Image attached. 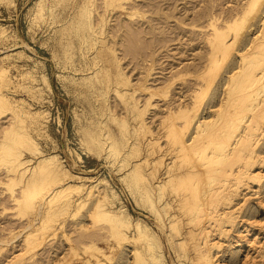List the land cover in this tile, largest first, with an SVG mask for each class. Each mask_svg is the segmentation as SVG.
<instances>
[{
	"label": "rangeland",
	"instance_id": "1",
	"mask_svg": "<svg viewBox=\"0 0 264 264\" xmlns=\"http://www.w3.org/2000/svg\"><path fill=\"white\" fill-rule=\"evenodd\" d=\"M246 3L247 0H0V36L5 35L0 37V70L7 76L2 74L7 80L0 83V94L8 101L0 114V127L10 123V115L18 112V128L33 136L44 154L56 156L64 169L81 178L68 181L78 189L69 191L65 198L59 196L63 200L56 198L46 204L48 213L43 217L46 210L37 209L46 203L47 195L41 193L58 187L63 176L46 181L26 196L30 189L23 180L28 173L21 178L9 172L10 164L2 159L5 154L0 151V264H94L97 262L93 256H102L101 253L107 255L102 256L103 264H133L131 253L140 248V241L136 242V237L126 241L115 237L109 230L113 225L100 212L101 203L106 205L102 210L109 205V210L124 207L126 218L130 215L133 222L142 219L140 222L157 236L166 263H182L168 217L156 220L138 203L139 193L133 192L137 174L134 167L147 156L152 157L142 161L151 164L153 147L168 154L179 152V145L171 144L173 132L169 131L170 123H175L176 129L182 128L184 119L178 112L189 111L191 129L198 122L216 119L214 112L223 104L228 87L227 82L222 84L231 60L226 59L223 65L213 63L196 73L206 65L210 50L209 16L230 8L240 9L238 5ZM88 10H92L97 30L103 24L99 35L88 33L83 26ZM99 15L103 18L101 24ZM247 28L249 38L254 37L256 30L250 29V24ZM197 75L204 78L198 80ZM117 89L127 96L122 99ZM130 109L135 112L136 122ZM168 109L177 115L165 123L170 118ZM139 112H143L144 121ZM143 129L148 132L147 139ZM100 140L105 143L102 151L98 147L102 146ZM112 141L110 146L119 147L118 159L110 158L109 149L106 152ZM170 146L172 151L168 150ZM259 152L264 155V148ZM122 160L125 162L120 165ZM147 166L141 172L146 169L148 173H143L149 178L152 166ZM46 184H50L47 190ZM262 199L264 192L247 207L251 222L257 221L259 226H264L263 216L254 208ZM62 208L67 209L65 213L60 211ZM96 232L98 237L88 247L92 250L84 252L87 247L81 240L88 242L86 237L94 238ZM237 232L236 228L233 234ZM133 234L130 230L127 236L134 237ZM27 237L32 244L26 243ZM236 252L232 259L225 255L227 259L223 260L242 262L240 251Z\"/></svg>",
	"mask_w": 264,
	"mask_h": 264
},
{
	"label": "bare ground",
	"instance_id": "2",
	"mask_svg": "<svg viewBox=\"0 0 264 264\" xmlns=\"http://www.w3.org/2000/svg\"><path fill=\"white\" fill-rule=\"evenodd\" d=\"M40 3L38 4L40 5ZM259 4H261V7L256 9ZM243 5L242 7L238 5L240 9L230 8V10H222L219 14L209 16L208 27L211 29V33H208L209 35L207 34L208 37L207 35L206 37L210 50L207 54L206 65L196 73L201 70L203 72L213 63H221L223 65L226 59L229 58L231 60L226 68V76H224L222 84L223 86L227 82L228 87L225 90L223 104L214 112L213 119H216L211 122H198L191 129L192 116L189 111L185 110L177 113L181 115L184 121L182 128L176 129V124L170 122L172 121L171 118L177 114L172 115L173 109H168L170 118H167L165 123L168 121L170 123L171 129L169 131L173 132L171 140L174 141L171 144H178L179 152L168 154L167 151L162 152L160 149L153 147L150 150L153 155L152 161H149L151 164H147V157L149 156L146 157L144 155L147 159L143 158L147 162L142 161L144 160L142 159L138 161L137 166V163H135L134 167V170L137 168L138 171L136 170V177L135 175L133 176L135 177L134 186L136 187L133 192L139 193L140 200H138V203L142 204L141 207L144 206L146 210H150L157 217H155L156 220L164 215L168 217L167 220L169 221L171 232L175 233L177 241L175 245L178 247L176 248L182 260L181 264H264V226L261 225H264V223L259 226L257 221L254 220L256 223L251 222V217L247 213L248 202L253 200V198L260 199L264 192V185L261 184L264 179V155L259 152L261 148H264V0H247V3ZM86 14L83 26L87 28L88 33L94 32L99 35L98 31L102 32L103 24L101 23L103 18L101 15L98 16L101 26L98 28L100 30H97L94 17H92V10H88ZM245 23H247V26H245ZM249 24L250 29L256 30L254 37L251 38H249V33H247ZM2 34H4L3 30ZM0 37L4 38L5 35ZM90 37H92L91 34ZM233 52L237 53L234 55ZM215 56L218 61L215 60ZM2 74L4 75V72L0 70V83L2 81L4 83L7 80L4 77L6 75L3 76ZM203 78V76L201 78L197 77L198 80ZM127 80L126 78L125 81ZM122 93H125V95L123 94L122 96ZM122 93L121 98L124 99L127 93ZM0 95V114H2L8 105V101L6 97L2 96V94ZM118 95L120 96V94ZM129 99L132 100V98ZM128 101L130 103V100ZM135 106H138V104H134ZM128 107L130 108V106ZM137 108L135 109L137 110ZM135 109L133 110L135 111ZM130 110L132 113V109ZM140 114V120H143V112ZM10 116L11 122L0 127L2 138L0 151L5 154L2 159H5V162L10 164V166L7 165L10 168H8L9 172L21 178L28 173L26 175L27 178L23 180V183L27 182L26 185L29 184L30 186L27 187L30 191L26 196L33 194L36 187L43 185L46 181L63 176V179L59 178L61 183L58 187L50 192L41 193L42 195H47L46 199H44L46 203L43 204L45 206L41 205L36 209L39 212L41 208L45 211L44 207L47 206L46 204H51V201L56 198H65L66 196H63L68 195L69 191L78 189L76 185H72L68 181L81 180V178L79 175L71 174L67 168L64 169L61 161L56 156L44 154L34 138H32L33 136L27 135L21 127V129L18 128V112H13ZM142 124L145 126L144 122ZM142 124L139 126H142ZM138 129L142 130L139 127ZM145 129L142 131L144 134H141L146 138L148 132L146 131V133ZM132 132L134 133V131ZM138 134L137 136L139 137ZM187 134H189V138L186 137ZM141 136L138 140L141 139ZM96 138L100 139V136L96 135ZM108 139H106V142H109ZM101 141L103 140L98 141V143L101 144ZM149 142L150 140L147 143ZM103 143L101 144L102 146L97 145L101 151L104 146ZM112 143L113 141L110 144L108 143V148L106 149V152L109 151L108 154L112 155V157L109 156L110 158L116 157L120 153V151H117L119 147L110 146ZM171 147H169V151L174 149H170ZM24 150L28 153H23ZM122 161L120 165L125 162L124 160ZM144 162L148 166H152L149 178L146 176L147 174L143 173L146 169L141 172V169L147 166H143ZM134 170L131 171L133 172ZM145 173H148V171ZM129 176L131 175L129 174ZM66 178L67 182H65ZM49 185H45L46 190ZM82 185L84 183L82 184L81 182L79 187L82 188ZM89 188L91 189V187ZM87 192L84 196L88 195ZM59 196H62V198H59ZM84 196L81 197L85 198ZM262 200L255 204L254 210L262 214V220L264 221V199ZM104 202L106 204L108 200ZM66 203L68 204L69 201L66 200ZM60 204L64 206L62 202ZM139 204H137L138 207ZM70 205L71 203L69 207ZM67 206L64 207L67 208ZM105 206L104 203L103 205L101 203L98 207H100L102 214L104 212L105 216L104 214L103 216L107 218V223L113 225L109 230L111 232L114 231L115 237H121V240L124 239L125 241L136 237L135 239H138L136 242L140 241V246H138L140 248L136 247L135 250L133 249L134 253H131L134 258L133 264H168L164 259L165 257H163L157 236L149 230L146 223L145 226L140 222L142 219L138 222H133L132 219H129V215L127 216V221L125 220L127 219L125 217L127 212L124 207H116L118 210H109V205L108 209L102 210ZM63 208L60 211L66 212L67 209L64 210ZM60 211L58 209L56 212L59 213ZM47 213L48 210H46V216L44 214L43 217H47ZM139 216L143 217L144 215L140 214ZM41 219H39L40 222ZM29 227L31 228V226ZM160 227L162 228V226ZM236 228L238 232L233 234ZM130 230L135 233V235L133 234L134 237L127 236ZM97 237L98 234L94 238L86 237V240L89 238L88 242L85 239L83 242V239L81 240V244L87 247L84 252H87L86 249L93 245V240ZM26 241L27 244L33 243H28L30 241L29 238ZM81 244L79 243L78 245ZM88 250L91 251L92 249ZM236 250L240 251L239 254L243 257L242 262H227L223 260L225 255H227V258L229 256L232 259L233 255L237 253ZM99 251L101 250H96L95 252ZM101 255L103 257L107 256L102 253ZM102 256L99 254L93 256L97 262L94 264H103L104 258ZM88 257L91 259V256ZM90 263L85 262L84 264Z\"/></svg>",
	"mask_w": 264,
	"mask_h": 264
}]
</instances>
